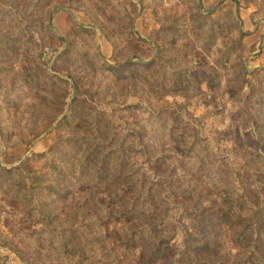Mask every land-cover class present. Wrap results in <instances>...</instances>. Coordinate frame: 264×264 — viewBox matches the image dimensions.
<instances>
[{
    "label": "rangeland",
    "instance_id": "374dc122",
    "mask_svg": "<svg viewBox=\"0 0 264 264\" xmlns=\"http://www.w3.org/2000/svg\"><path fill=\"white\" fill-rule=\"evenodd\" d=\"M152 253L264 264V0H0V264Z\"/></svg>",
    "mask_w": 264,
    "mask_h": 264
},
{
    "label": "trees",
    "instance_id": "16d2710c",
    "mask_svg": "<svg viewBox=\"0 0 264 264\" xmlns=\"http://www.w3.org/2000/svg\"><path fill=\"white\" fill-rule=\"evenodd\" d=\"M144 63H138V64H141V65H148V63H146L145 61H143ZM105 66L109 69V68H115V67H112L111 65L105 63ZM116 70V68L114 69ZM180 150L182 151H187L188 148H181ZM117 197L120 196V193H117L115 194ZM122 196L121 195V199H122ZM224 197V196H223ZM132 212L131 211H127V212H121L120 214H111V213H108L106 218L104 217H97L95 219H93L92 221H90V223L88 224V227H91L93 225H103L105 224L106 222H109V221H114V222H128L132 219ZM163 226V223L162 222H159V223H155L154 225H151V226H144L143 229H146L148 233H156V232H159L162 230V227ZM144 233L142 231V229L140 231H133L131 236L127 239V241L124 243L126 246L128 247H135L134 245V241L135 240H139L141 241L142 240V237H143ZM160 247L157 245L156 246V249H159ZM156 254V253H152L151 255H147L146 256V264H150V261L152 260V256ZM80 260L76 261L77 264H80L79 263ZM76 264V263H75Z\"/></svg>",
    "mask_w": 264,
    "mask_h": 264
}]
</instances>
